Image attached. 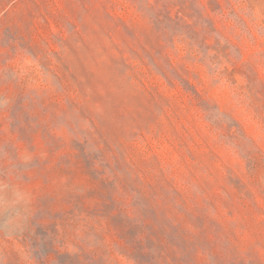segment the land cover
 <instances>
[{
    "label": "rangeland",
    "instance_id": "obj_1",
    "mask_svg": "<svg viewBox=\"0 0 264 264\" xmlns=\"http://www.w3.org/2000/svg\"><path fill=\"white\" fill-rule=\"evenodd\" d=\"M0 264H264V0H0Z\"/></svg>",
    "mask_w": 264,
    "mask_h": 264
}]
</instances>
